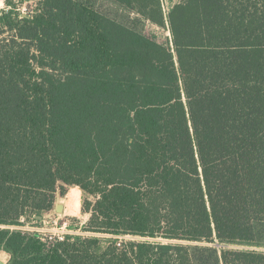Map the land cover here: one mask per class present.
Wrapping results in <instances>:
<instances>
[{"label": "trees", "instance_id": "trees-1", "mask_svg": "<svg viewBox=\"0 0 264 264\" xmlns=\"http://www.w3.org/2000/svg\"><path fill=\"white\" fill-rule=\"evenodd\" d=\"M26 1L0 0L7 264H264V0Z\"/></svg>", "mask_w": 264, "mask_h": 264}, {"label": "built area", "instance_id": "built-area-1", "mask_svg": "<svg viewBox=\"0 0 264 264\" xmlns=\"http://www.w3.org/2000/svg\"><path fill=\"white\" fill-rule=\"evenodd\" d=\"M22 14H25V7L21 8ZM56 218L53 219V223L54 225L49 227V228H39L40 231H43L47 234V238L48 240H53V239H57V240H64L67 236H71L73 233V231L69 230L67 228V221L63 220L61 223H57L56 224ZM122 236H118V240H117V245L120 244V240H121Z\"/></svg>", "mask_w": 264, "mask_h": 264}, {"label": "rangeland", "instance_id": "rangeland-1", "mask_svg": "<svg viewBox=\"0 0 264 264\" xmlns=\"http://www.w3.org/2000/svg\"><path fill=\"white\" fill-rule=\"evenodd\" d=\"M174 1H176V0H164V3L165 4H167V5H171ZM0 6H1V4H0ZM33 2L32 1H29V0H27L25 3H24V5H23V7H25V13L26 12H28V11H31L32 10V8H33ZM22 12V11H21ZM56 221V224L57 223H61L63 220H65V219H55ZM260 244L261 245H259V244H256V245H254L253 247H256V248H263L262 246V242H260ZM236 246H240V245H236Z\"/></svg>", "mask_w": 264, "mask_h": 264}, {"label": "water", "instance_id": "water-1", "mask_svg": "<svg viewBox=\"0 0 264 264\" xmlns=\"http://www.w3.org/2000/svg\"><path fill=\"white\" fill-rule=\"evenodd\" d=\"M37 219H41V216H36ZM12 257L11 252L0 249V264H7Z\"/></svg>", "mask_w": 264, "mask_h": 264}]
</instances>
